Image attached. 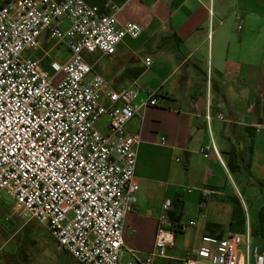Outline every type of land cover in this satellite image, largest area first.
<instances>
[{"label":"built area","instance_id":"obj_1","mask_svg":"<svg viewBox=\"0 0 264 264\" xmlns=\"http://www.w3.org/2000/svg\"><path fill=\"white\" fill-rule=\"evenodd\" d=\"M127 1L107 0L104 12L86 0H0V192L25 218L44 226L57 250L77 264H120L124 252L126 264H158L172 259L167 250L176 233L195 224L171 221L167 199L151 251L124 250V221L137 199L141 142L126 124L157 99L150 92L133 103L135 91L112 89L85 55L110 56L125 36H139L138 24L117 21ZM61 45L67 55L58 61L50 51L60 54ZM210 111L207 104V121ZM207 149H201L205 156ZM209 192L202 191L200 207ZM175 261L264 264V241L255 243L249 231L203 236Z\"/></svg>","mask_w":264,"mask_h":264},{"label":"crops","instance_id":"obj_2","mask_svg":"<svg viewBox=\"0 0 264 264\" xmlns=\"http://www.w3.org/2000/svg\"><path fill=\"white\" fill-rule=\"evenodd\" d=\"M106 1L99 6L104 12ZM117 21L134 22L141 33L125 36L110 56L97 52L86 60L112 89L135 91L133 103L150 92L157 99L126 124L141 142L137 199L124 221V250L151 251L167 199L171 221L195 224L176 233L168 250L172 259L158 264H173L203 236L249 231L255 243L263 242L264 205L252 231L229 175L243 164L264 186V0H129ZM203 190L210 192L200 207Z\"/></svg>","mask_w":264,"mask_h":264},{"label":"rangeland","instance_id":"obj_3","mask_svg":"<svg viewBox=\"0 0 264 264\" xmlns=\"http://www.w3.org/2000/svg\"><path fill=\"white\" fill-rule=\"evenodd\" d=\"M60 54L55 49L51 55L61 61L67 55L65 46H59ZM105 119L97 123L102 129ZM240 142V140H239ZM247 152V146L241 153ZM229 184L233 194L242 208L245 224L254 231L258 223L260 207L264 205V186L249 174L247 167L240 164V172L231 171ZM235 199V198H234ZM232 200L235 205V200ZM4 219L7 225L1 223ZM235 222V221H234ZM233 222V223H234ZM169 250V249H168ZM167 250V254L169 251ZM182 256V255H181ZM127 254L122 253L120 264H126ZM176 264V261H173ZM0 264H77L68 254L57 250L49 231L34 220L25 218L22 211L16 208L14 201L5 191L0 192Z\"/></svg>","mask_w":264,"mask_h":264},{"label":"trees","instance_id":"obj_4","mask_svg":"<svg viewBox=\"0 0 264 264\" xmlns=\"http://www.w3.org/2000/svg\"><path fill=\"white\" fill-rule=\"evenodd\" d=\"M88 3L90 4H94V5H97V6H100L101 7V3L103 0H86ZM140 71V70H139ZM260 230H259V233H261L262 237H264V233L262 231V227H263V224H264V221H263V216L262 214H260Z\"/></svg>","mask_w":264,"mask_h":264},{"label":"water","instance_id":"obj_5","mask_svg":"<svg viewBox=\"0 0 264 264\" xmlns=\"http://www.w3.org/2000/svg\"><path fill=\"white\" fill-rule=\"evenodd\" d=\"M1 223L4 224L5 226H7L8 229L11 228L10 226L7 225L8 222H7L6 220L2 219V220H1Z\"/></svg>","mask_w":264,"mask_h":264},{"label":"flooded vegetation","instance_id":"obj_6","mask_svg":"<svg viewBox=\"0 0 264 264\" xmlns=\"http://www.w3.org/2000/svg\"><path fill=\"white\" fill-rule=\"evenodd\" d=\"M9 223V222H8Z\"/></svg>","mask_w":264,"mask_h":264}]
</instances>
